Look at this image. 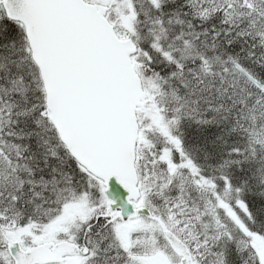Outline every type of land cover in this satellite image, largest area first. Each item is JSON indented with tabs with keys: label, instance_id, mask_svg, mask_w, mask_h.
I'll use <instances>...</instances> for the list:
<instances>
[{
	"label": "snow or ice",
	"instance_id": "1",
	"mask_svg": "<svg viewBox=\"0 0 264 264\" xmlns=\"http://www.w3.org/2000/svg\"><path fill=\"white\" fill-rule=\"evenodd\" d=\"M0 264H264V0H0Z\"/></svg>",
	"mask_w": 264,
	"mask_h": 264
}]
</instances>
